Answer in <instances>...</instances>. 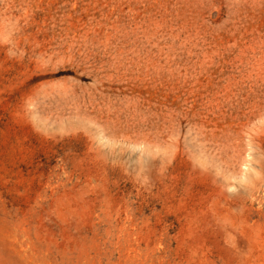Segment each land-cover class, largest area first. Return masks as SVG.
Instances as JSON below:
<instances>
[{"label":"rangeland","instance_id":"rangeland-1","mask_svg":"<svg viewBox=\"0 0 264 264\" xmlns=\"http://www.w3.org/2000/svg\"><path fill=\"white\" fill-rule=\"evenodd\" d=\"M0 264H264V0H0Z\"/></svg>","mask_w":264,"mask_h":264}]
</instances>
